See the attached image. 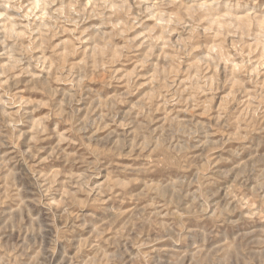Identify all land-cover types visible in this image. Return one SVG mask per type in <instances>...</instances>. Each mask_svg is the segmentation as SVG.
I'll return each instance as SVG.
<instances>
[{
	"label": "clouds",
	"instance_id": "9594fccd",
	"mask_svg": "<svg viewBox=\"0 0 264 264\" xmlns=\"http://www.w3.org/2000/svg\"><path fill=\"white\" fill-rule=\"evenodd\" d=\"M0 264H264V0H0Z\"/></svg>",
	"mask_w": 264,
	"mask_h": 264
}]
</instances>
